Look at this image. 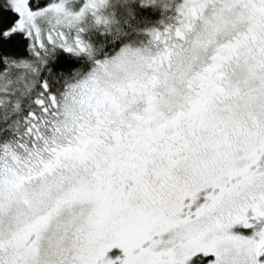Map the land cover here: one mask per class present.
Here are the masks:
<instances>
[{
    "label": "snow or ice",
    "instance_id": "obj_1",
    "mask_svg": "<svg viewBox=\"0 0 264 264\" xmlns=\"http://www.w3.org/2000/svg\"><path fill=\"white\" fill-rule=\"evenodd\" d=\"M0 264H264V0H0Z\"/></svg>",
    "mask_w": 264,
    "mask_h": 264
}]
</instances>
